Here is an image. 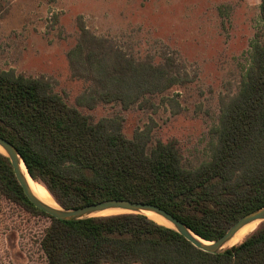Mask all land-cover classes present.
Segmentation results:
<instances>
[{
  "label": "trees",
  "instance_id": "1",
  "mask_svg": "<svg viewBox=\"0 0 264 264\" xmlns=\"http://www.w3.org/2000/svg\"><path fill=\"white\" fill-rule=\"evenodd\" d=\"M260 11L263 32L252 44L241 88L221 100L217 141L196 167L184 164L176 138L149 147L151 126L129 138L119 121L93 122L66 102L50 78L1 68L0 136L64 208L111 198L148 202L216 240L241 216L264 207V0ZM68 59L72 73L92 84L84 94L90 106L130 108L180 83L172 62L136 60L84 25ZM1 196L50 217L40 241L49 264H264V221L238 244L210 253L142 213L57 219L29 201L2 152Z\"/></svg>",
  "mask_w": 264,
  "mask_h": 264
},
{
  "label": "rangeland",
  "instance_id": "2",
  "mask_svg": "<svg viewBox=\"0 0 264 264\" xmlns=\"http://www.w3.org/2000/svg\"><path fill=\"white\" fill-rule=\"evenodd\" d=\"M261 1L0 0V68L50 78L66 102L93 122L119 121L129 138L151 126L149 147L176 138L184 164L196 167L211 155L220 102L241 88L263 32ZM81 25L136 60L172 62L180 83L130 108L90 106L84 94L92 84L72 73L68 59ZM50 222L1 196L0 264H49L40 241Z\"/></svg>",
  "mask_w": 264,
  "mask_h": 264
},
{
  "label": "water",
  "instance_id": "3",
  "mask_svg": "<svg viewBox=\"0 0 264 264\" xmlns=\"http://www.w3.org/2000/svg\"><path fill=\"white\" fill-rule=\"evenodd\" d=\"M0 147L2 149V151L0 152L5 154L9 158L13 168L14 175L19 185L22 187L24 194L29 199V201L33 203L36 207L41 209L42 211L46 212L47 214L57 219H61V220L85 219L92 216L107 215V214H102V212L107 210H121V212L118 213L134 212V213L145 214L146 211L154 212L171 223V225L164 224L165 226L173 228L174 230L182 234L194 246H196L197 248L203 251L210 253H221L226 249L232 247L233 245L238 244L239 242L228 246V244L232 241V239H234V237L244 226L253 222L264 221V207L257 208L241 216L218 239L210 241L195 234L184 222H182L173 214L169 213L165 209L155 204L143 202V201H133L123 198H111L100 202L87 204L81 207L64 208L55 200V198L47 189V187L41 183L57 203L56 206H52L44 202L33 192L27 174L31 178L32 176L28 172L26 164L22 159L17 147L2 136H0ZM22 163L26 168V172L22 168ZM110 214H115V213H110Z\"/></svg>",
  "mask_w": 264,
  "mask_h": 264
},
{
  "label": "bare ground",
  "instance_id": "4",
  "mask_svg": "<svg viewBox=\"0 0 264 264\" xmlns=\"http://www.w3.org/2000/svg\"><path fill=\"white\" fill-rule=\"evenodd\" d=\"M0 151H2L1 147H0ZM22 168L26 172V168H25L23 163H22ZM27 176H28V180H29V183H30V186H31L33 192L40 199H42L44 202H46L47 204H50L52 206H56L57 203L51 197V195L48 193L46 188L40 182L33 180L31 177H29L28 174H27ZM118 212H121V210H107V211L102 212V214H110V213H118ZM145 214H147L150 218L154 219L155 221H157L159 223L171 225L170 222H168L166 219H164L163 217H161L160 215H158L154 212L146 211ZM256 225H257V222H253V223H250V224L244 226L238 232V234L234 237V239H232V241L228 244V246L240 242L243 238H245L249 233H251L255 229Z\"/></svg>",
  "mask_w": 264,
  "mask_h": 264
}]
</instances>
